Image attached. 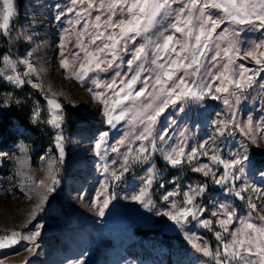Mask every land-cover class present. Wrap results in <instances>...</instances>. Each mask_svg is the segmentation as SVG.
Wrapping results in <instances>:
<instances>
[{"label":"snow or ice","instance_id":"obj_1","mask_svg":"<svg viewBox=\"0 0 264 264\" xmlns=\"http://www.w3.org/2000/svg\"><path fill=\"white\" fill-rule=\"evenodd\" d=\"M56 7L58 22L66 15L72 17L67 20L69 27L63 29L59 41V55L63 57L60 64L66 78L75 60L82 62L72 78L81 83L90 73L111 71V77L103 85L99 80L93 81L102 91H89L102 105L105 123L110 129H117L122 122L127 126L115 146L109 145V131L101 132L93 144L92 150L102 162L105 177L93 201L98 216L104 217L108 206L117 199L114 189L124 176L136 166L148 165L138 190L124 199L156 216L167 217L185 233L196 252L212 264H264V215L259 214L262 209L248 195L255 193L264 201V190L245 178L244 165L250 160L247 146L242 144L231 159H224L215 147L217 136H226L235 128H240L252 144L264 142V120L255 124L251 115L246 121L238 119L239 105L250 98L246 93L253 87L259 89L258 99L264 102V78L261 77L264 51H258L264 48V40L254 42L248 49L241 47V26L264 32V0H70L66 10ZM18 17L16 0H0V37L11 35ZM20 27L18 35H24L23 26ZM72 35L76 37L77 50L65 56L66 38ZM27 39L31 41L32 36L28 34ZM138 39L145 42L137 43ZM34 53L35 49L28 50L16 61L3 55L0 78L16 88L22 89L27 84L42 91V83L37 82L39 71L31 59ZM244 58H251L256 67L237 63ZM18 65L25 66L22 73ZM11 95L9 92L0 95V110L11 106ZM44 99L49 117L46 123L55 130L58 163L63 164L67 141L63 131L65 115L55 96L45 94ZM206 99L222 101L226 108L213 121L215 136L194 147L187 143L183 133L178 142H170L169 129L174 121L168 127L158 128L159 118L166 109L175 106L177 111L184 112L189 102L201 103ZM42 115V110L34 107L31 119L41 123ZM122 148L125 150L121 151ZM109 150L117 153L120 160L108 163ZM21 151L27 149L21 148ZM157 155L170 168L188 165L192 173L210 180L228 196L246 200L250 214L239 217L227 201L217 202L209 211L202 202L208 192L206 182L188 185L181 191L177 177H173L167 181L172 187H166L163 173L153 163ZM56 164L57 161L48 164L51 183L41 182L46 193L54 192L59 184ZM117 164L122 169L119 175L114 167ZM157 185L163 190L159 197L162 208L156 207L154 199ZM47 198L46 194H40V204L32 212L33 219L43 210ZM191 221L213 233L215 248L207 240L186 231ZM44 227L36 223L27 235L21 231L0 234V249L28 241L33 246L29 251H34ZM74 264H85V261L80 259Z\"/></svg>","mask_w":264,"mask_h":264},{"label":"rangeland","instance_id":"obj_2","mask_svg":"<svg viewBox=\"0 0 264 264\" xmlns=\"http://www.w3.org/2000/svg\"><path fill=\"white\" fill-rule=\"evenodd\" d=\"M69 4L70 0H16L18 20L14 22L9 37H0V69L4 68L3 55L7 54L11 60L16 61L28 50L35 49L31 59L39 71L38 83L43 85L42 91L27 84L21 89L9 85L0 78V95H4L5 92L12 94L11 106L0 110V128L4 127V132L0 134V186L4 180L8 181V189L14 192L13 197H17L18 184H22V193L32 196L30 202L22 201L20 204L16 203L15 207L7 208L0 201V216H5V220L0 222V234L21 231L27 235L31 234L36 223L45 226L37 239L34 251H29L33 247L31 243L21 241L13 247L0 249V262L74 264L75 261L82 259L85 264H212L196 252L180 229L174 238L162 235L164 225L172 223L167 217L156 216L139 204L123 198L131 196L138 190L141 177L144 176V168L148 165L136 166L124 176L116 190L117 199L108 206L104 217L98 216L93 201L101 191L100 185L105 177L101 170L102 162L95 157L92 150L93 144L101 132L109 131V145L115 146L122 133L127 130V126L122 122L117 129H110L105 123L102 105L93 99V93L89 91V89L102 91L103 88L97 89L93 81L99 80L103 85L111 77V71L101 74L90 73L81 83L72 78V73L79 70L82 62L75 60L71 63L66 78L65 70L60 64L63 57L59 55L61 51L59 41L63 29L69 27L67 20L72 17L71 14L66 15L58 22L55 16L57 5L60 9L66 10ZM21 25L24 35H18L21 32ZM241 32L242 49L251 48L254 42L264 40V32L248 26H241ZM28 34L32 36L31 41L27 39ZM144 42L143 39L137 41ZM76 50L75 35L67 37L63 49L65 56ZM258 51H264V48ZM237 63L256 67L251 58L238 60ZM45 69L48 71L45 72ZM18 70L23 72L22 65H18ZM261 77L264 78V73ZM259 82L258 79L257 83ZM53 83L64 95L58 99L65 115L63 131L67 137L63 164L58 163V152L54 142L55 130L46 123L49 118L47 105L41 100L43 94L50 95ZM258 94L257 87L246 93L250 98L239 105L238 119L246 121L251 115L255 124L264 120V111L261 110L264 109V102L258 99ZM17 100L19 103H16ZM37 106L43 113L41 123H34L31 119L33 108ZM184 107L185 111L179 112L175 106H169L159 118L158 128L168 127L169 123L174 121L169 129L170 142L173 140L178 142L183 133L187 143L194 147L215 136L213 121L217 119V113L226 112L222 101L206 99L201 103L189 102ZM92 109L96 111L90 112ZM86 116H90V121L85 120ZM242 144L247 146L250 157L244 165L245 178L250 184L264 190V175H261V172H264V142H260L259 145L252 144L240 128H235L226 136H217L215 147L219 149L224 159H231L234 153L241 150ZM84 146L88 148V153H77ZM21 148H26L27 151L22 152ZM37 159L40 161L38 166ZM107 159L111 164L113 160L119 161L120 156L109 150ZM203 160L206 162L207 158ZM50 161H57L54 166L59 169L57 175L59 184L54 192L46 193L41 182L51 183L48 178ZM153 163L163 173L166 187H172L167 181L173 177H177L181 191L188 185L206 182L208 192L202 202L209 211L217 202L227 201L233 205L239 217L250 214L251 210L246 200L241 201L234 196H228L210 180L206 181L202 175L192 173L188 165L183 168H170L159 155L154 157ZM18 166L22 168L28 166L25 178L16 179L15 172ZM114 167L118 169L119 175L122 169L118 168V164ZM162 191L157 185L154 192L157 208L163 207L159 199ZM41 193L46 194L48 198L43 204V210L38 211L33 219L32 212L40 204ZM248 195H251L253 201L262 209L259 214L264 215V201L258 199L255 193ZM8 213L11 215L10 218H6ZM186 231L190 235L195 234L207 240L215 248L213 233L199 227L195 221L186 225Z\"/></svg>","mask_w":264,"mask_h":264},{"label":"bare ground","instance_id":"obj_3","mask_svg":"<svg viewBox=\"0 0 264 264\" xmlns=\"http://www.w3.org/2000/svg\"><path fill=\"white\" fill-rule=\"evenodd\" d=\"M26 20V19H25ZM28 21V20H27ZM29 23V22H28ZM24 65H22V70L24 71ZM48 71L47 69H45V72ZM35 79V78H33ZM39 82V81H37ZM53 90L50 91V95L51 96H55L57 99L62 98L64 95H62V91L58 89V86L55 85L54 83L52 84ZM88 106V105H87ZM96 110L92 109L90 112H95ZM94 118V117H92ZM85 120L90 121V116H86ZM88 148L86 146L83 147V149H80L77 153L80 152H87ZM88 153V152H87ZM38 164H40V161L37 159V166ZM28 165V164H27ZM9 166H6V168ZM10 168V167H9ZM28 166H26V168H22L20 166H18L17 170H16V179H21V178H25L26 172H28L27 170ZM14 180V179H13ZM8 182V181H7ZM6 182V180H4L2 183L3 185L0 186V201L3 202V204L5 206L11 207V206H17L16 203L20 204L22 201H27L30 202L29 200L32 199V196H29L28 194H24L22 193L21 189H22V184H18L19 190L17 191V193H19V196L17 197H13L14 192L11 191L10 189H8L7 185L8 183ZM21 193V195H20ZM22 197V198H21ZM15 209V208H14ZM15 211V210H12ZM11 215L10 213H8L6 215V218H10ZM5 220V216H0V222H3Z\"/></svg>","mask_w":264,"mask_h":264},{"label":"water","instance_id":"obj_4","mask_svg":"<svg viewBox=\"0 0 264 264\" xmlns=\"http://www.w3.org/2000/svg\"><path fill=\"white\" fill-rule=\"evenodd\" d=\"M48 95V94H47ZM44 96H45V94H43L42 96H41V100L46 104V101H45V99H44ZM50 96V95H49ZM47 105V104H46ZM122 183V181H120L119 183H118V185L115 187V191L117 190V188H118V186L120 185ZM190 223V222H189ZM188 223V224H189ZM187 224V225H188ZM178 228L175 226V225H173L172 223H166L165 225H164V227H163V230H162V235L164 236V237H166V238H174V237H176L177 235H178Z\"/></svg>","mask_w":264,"mask_h":264},{"label":"trees","instance_id":"obj_5","mask_svg":"<svg viewBox=\"0 0 264 264\" xmlns=\"http://www.w3.org/2000/svg\"><path fill=\"white\" fill-rule=\"evenodd\" d=\"M3 130H4V127H1L0 128V134H2L4 132Z\"/></svg>","mask_w":264,"mask_h":264}]
</instances>
